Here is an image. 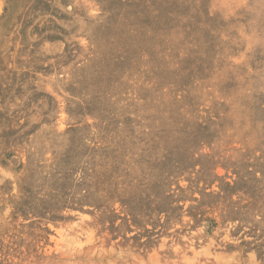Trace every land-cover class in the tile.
Instances as JSON below:
<instances>
[{"label":"rangeland","instance_id":"rangeland-1","mask_svg":"<svg viewBox=\"0 0 264 264\" xmlns=\"http://www.w3.org/2000/svg\"><path fill=\"white\" fill-rule=\"evenodd\" d=\"M0 264H264V0H0Z\"/></svg>","mask_w":264,"mask_h":264}]
</instances>
